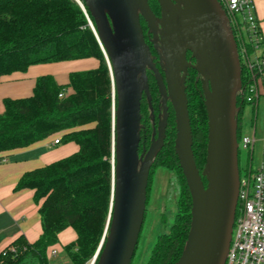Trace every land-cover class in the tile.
<instances>
[{"label":"water","instance_id":"1","mask_svg":"<svg viewBox=\"0 0 264 264\" xmlns=\"http://www.w3.org/2000/svg\"><path fill=\"white\" fill-rule=\"evenodd\" d=\"M106 58L113 88L112 194L105 233L92 264H131L145 220L151 172L165 145L172 107L175 152L192 198V221L184 250L175 264H226L240 186L237 95L242 91V61L230 18L219 0H76ZM90 13V14H89ZM161 34L165 78L152 57L141 20ZM167 33V35H166ZM173 46L184 47L174 56ZM187 51L196 58L186 60ZM178 58V61H174ZM163 64V63H162ZM202 76L208 116L206 163L199 169L186 85L180 65ZM154 73L161 114L147 149L142 141V98L154 114L147 71Z\"/></svg>","mask_w":264,"mask_h":264},{"label":"trees","instance_id":"2","mask_svg":"<svg viewBox=\"0 0 264 264\" xmlns=\"http://www.w3.org/2000/svg\"><path fill=\"white\" fill-rule=\"evenodd\" d=\"M149 2L159 13L158 2ZM233 32L240 48L234 28ZM247 49L249 53L255 51L250 43ZM87 58L98 59L100 65L71 72L66 85L59 84L52 75H42L36 80L32 96L4 99L5 110L0 114V158L56 134H62L61 143L75 142L79 150L22 175L15 191L34 190L43 231L33 243L24 237L17 238L5 248L6 254L0 252V264H51L48 250L59 242V234L68 227H73L77 233L76 241L64 247L71 263L92 261L105 233L110 211L113 113L109 68L79 3L76 0H0V79L13 72H25L34 64ZM252 77L242 62L243 86L237 95L239 128L246 105L252 106L256 119L257 100L248 102L245 97L246 86L254 82ZM193 79L187 97L194 156L202 170L207 156L208 116L201 86L197 87ZM61 92L66 96L60 97ZM171 120L174 126L170 136ZM176 132L172 109L166 142L153 167L160 164L174 170L180 192L171 228L159 235L145 264H175L191 227L192 198L175 152ZM11 246L16 252L8 251Z\"/></svg>","mask_w":264,"mask_h":264},{"label":"crops","instance_id":"3","mask_svg":"<svg viewBox=\"0 0 264 264\" xmlns=\"http://www.w3.org/2000/svg\"><path fill=\"white\" fill-rule=\"evenodd\" d=\"M255 5L263 37L256 54L261 56L264 55V0H255ZM99 65L98 59L87 58L34 64L25 72L17 71L4 75L0 79V114L5 110V98L32 96L39 76L52 75L59 84L66 85L69 83L71 72L94 69ZM255 85L258 112L262 100L264 101V73L257 78ZM61 136L62 134L51 135L30 146L5 153L4 157L0 158V252L19 237L33 243L42 234L40 205L34 201V190L25 188L15 191V187L25 172L46 166L79 150L75 142L55 144V139ZM76 239L77 233L73 227L63 230L59 234V242L48 250L51 264H60L61 259L55 260L59 251L63 253L64 247L74 243ZM52 248L58 250L56 256H50Z\"/></svg>","mask_w":264,"mask_h":264},{"label":"built area","instance_id":"4","mask_svg":"<svg viewBox=\"0 0 264 264\" xmlns=\"http://www.w3.org/2000/svg\"><path fill=\"white\" fill-rule=\"evenodd\" d=\"M219 2L227 12L231 26L240 40L241 61L253 75L254 82L246 86L245 97L248 102L256 101L255 81L264 73V55L256 54L263 37L255 0ZM247 43L254 46V53L248 52ZM59 96L64 97L66 93L61 92ZM60 140L61 138H56L55 144L61 143ZM254 144L255 136H242L239 140V152L241 148L252 151ZM8 251L16 252V248L11 246ZM6 253L7 251L3 252ZM57 254L58 250L52 248L50 256ZM226 264H264V166L255 170L250 164L244 173L240 171L237 213Z\"/></svg>","mask_w":264,"mask_h":264},{"label":"rangeland","instance_id":"5","mask_svg":"<svg viewBox=\"0 0 264 264\" xmlns=\"http://www.w3.org/2000/svg\"><path fill=\"white\" fill-rule=\"evenodd\" d=\"M152 91L153 96L158 99L159 93L154 80L152 81ZM250 106L246 105L244 109L242 123L239 128V138L242 136L251 138L255 136V144L252 151L243 148L240 150V170L243 173L249 168L250 164L255 170L264 166V101L262 100L261 102L256 119L253 118V109L252 106L250 109ZM156 111H158L157 106ZM143 115L149 118L150 112L147 103L143 105ZM173 126L174 122L171 120L168 129L170 136L172 135ZM150 136L151 131L148 132L149 142ZM179 186L178 175L174 170L160 164H156L153 167L149 183L145 220L132 264H145L159 235L170 230L177 207V199L180 192ZM58 259L62 260L60 264H72L65 250L63 253L59 251V255L56 256L55 260ZM92 261L89 264H92Z\"/></svg>","mask_w":264,"mask_h":264},{"label":"flooded vegetation","instance_id":"6","mask_svg":"<svg viewBox=\"0 0 264 264\" xmlns=\"http://www.w3.org/2000/svg\"><path fill=\"white\" fill-rule=\"evenodd\" d=\"M155 13L157 16L160 17L161 12H159V13L155 12ZM141 22H142L143 31L145 34V39H146L149 47L151 48V53H152V57L154 59V62L165 78V65H166V63L164 62L165 54H164V51L162 49L163 45L161 42V34H160V32H158L157 38H156L155 34L153 32H149V28L147 26V23L143 19L141 20ZM166 35H167V33H166ZM169 43L171 46H173V44H174L172 40H169ZM182 47H184L183 42H180V46L174 45L172 47V52H173L174 56H177L181 53ZM186 60L193 65L197 64L196 58L192 57V53L190 51H187ZM174 61H178V58H175ZM180 67H181L180 75H181L183 81L185 82L186 91L189 90L190 83L192 81V78L194 77L195 85L197 87L199 85L201 86L200 89L202 90V96H203V89H202V82H201L202 76L199 75V73L194 68L185 67L183 64H181ZM147 74H148V78H149L150 90H151V95H152V105H153V109H154V114L151 116V111H150L149 118H147L143 115V105L145 103H147V105L149 107V101H148L147 95L144 93L143 98H142V122H141V124H142L143 128L141 130L142 131V141H141L140 152H142L144 145L146 146L147 149L149 148V146L151 144L152 137H153L154 128L158 127V122L160 120L159 116L161 114V104H160L161 96L159 94V98L157 99L152 94V81L153 80L155 81L157 89H158L157 81H156L154 73L152 72L151 69H148ZM158 93H159V91H158ZM156 106H157L158 111H156ZM171 110H172V107H170V114H171ZM150 129H151V136H150V142H149L148 132L150 131ZM148 142H149V144H148ZM165 142H166V139H165Z\"/></svg>","mask_w":264,"mask_h":264}]
</instances>
